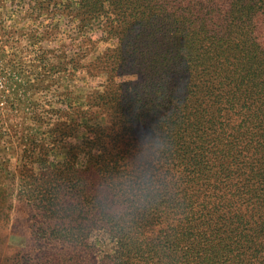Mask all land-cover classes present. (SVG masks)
<instances>
[{"label":"rangeland","instance_id":"obj_1","mask_svg":"<svg viewBox=\"0 0 264 264\" xmlns=\"http://www.w3.org/2000/svg\"><path fill=\"white\" fill-rule=\"evenodd\" d=\"M132 1L0 0V264L168 263L161 253L165 243L157 239L166 219L149 225L147 239L136 242L147 252L140 254L125 248L134 232L123 221L150 214L155 205H144L147 199L164 201L185 187L190 161L168 157L171 123L151 114L153 101L145 89L152 74L183 86L185 73L183 66L173 73L163 60L167 55L162 52L157 61L154 49L144 47L154 38L147 37L153 31L144 32L147 25L136 30L133 14L124 21L116 13L135 8ZM146 5L140 17L168 22L165 0H144ZM166 40L160 42L164 47ZM254 67L264 76V66ZM212 111L204 106L194 115L203 117L200 134L214 149L208 158L240 155L247 162L244 172L259 163L264 145L253 141L249 147L251 139L263 138L257 129L250 140L215 148L220 122L231 125L236 118H213ZM252 147L261 151L253 155ZM102 166L109 172L99 170ZM230 175L217 179L206 202L220 201L219 182H240L241 194L258 189ZM256 180L264 181V174ZM92 198H105L106 207ZM243 198L247 212L253 205ZM251 223L264 229L256 217Z\"/></svg>","mask_w":264,"mask_h":264},{"label":"trees","instance_id":"obj_2","mask_svg":"<svg viewBox=\"0 0 264 264\" xmlns=\"http://www.w3.org/2000/svg\"><path fill=\"white\" fill-rule=\"evenodd\" d=\"M106 1L113 5L116 1L127 0ZM132 2L135 8L126 7L116 13H122L124 21L130 18L128 14H133L136 30L147 25L144 32L153 31L154 35L147 36H154L153 40L147 41L144 47L154 49L157 61L163 52L167 55L163 60H167L173 73H180L178 68L183 66V86L180 82L161 79V76L162 81H158L160 79L152 74L146 80L149 86L145 89L146 98L153 101L151 114L156 118L161 115L164 121L171 123L172 134L166 141V149L171 153L168 157L182 158L184 164L190 161L185 175L186 184L191 188L182 181L185 187L173 195L167 194L164 201L159 197L144 201L146 206L155 205L149 209L150 214L143 213L137 220L123 221L122 217L120 221L134 232V242L127 243L125 248L128 251L133 248L137 254L147 253L141 243L136 242L147 239L149 225H157L166 219L167 228L157 239L165 243L161 253L167 256V264H225V261H229L228 264H264V229L253 227L251 223V218L256 217L264 225V181L256 180L264 174V158L257 164H250L245 172L247 162L239 161L240 155L227 156L225 153L221 158L209 159L214 149L206 146V135L200 134L203 117L194 118L204 106L213 110V118H236L231 125L220 122L213 142L217 149L250 140L257 133L256 129L263 138L251 139L249 147L253 141L259 147L264 145V82L261 80L264 76L259 67H254L264 66V0H165L163 13L168 16V22L156 20L154 16L140 17L149 10L148 5L143 6L144 0ZM121 25L125 23L121 21ZM144 32L138 36L144 37ZM162 39H167L165 47L160 43ZM198 66L208 67L202 70ZM259 147H252L256 151L253 155L261 151ZM234 166L236 170H233ZM228 169L231 181L244 177L247 184H258V189H246L241 194L236 190L240 182L230 185L226 181L219 182L217 185L222 187L215 197L220 201L206 202L207 193L219 177L229 172ZM99 170L107 171L103 166ZM240 171L244 176L237 175ZM140 177L136 176L137 179ZM259 185H263L262 188ZM243 195L247 197L246 202L253 205L247 212L241 209L245 205ZM96 201L101 208L106 207L101 204L105 198ZM206 206L210 209L202 211ZM255 212L259 216H255ZM156 253L159 252L150 251V254Z\"/></svg>","mask_w":264,"mask_h":264},{"label":"clouds","instance_id":"obj_3","mask_svg":"<svg viewBox=\"0 0 264 264\" xmlns=\"http://www.w3.org/2000/svg\"><path fill=\"white\" fill-rule=\"evenodd\" d=\"M134 126L139 127L141 129L142 132L147 131L148 130V126L144 125V124H140L136 121L133 122Z\"/></svg>","mask_w":264,"mask_h":264}]
</instances>
